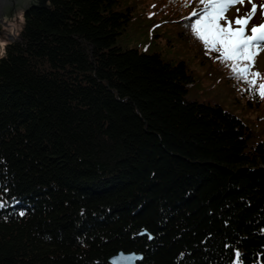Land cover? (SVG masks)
I'll return each mask as SVG.
<instances>
[{
	"label": "trees",
	"instance_id": "obj_1",
	"mask_svg": "<svg viewBox=\"0 0 264 264\" xmlns=\"http://www.w3.org/2000/svg\"><path fill=\"white\" fill-rule=\"evenodd\" d=\"M48 3L0 58V264H109L121 251L264 264V99L205 54L188 27L199 0H154L150 17L125 0ZM142 20L151 44L119 45ZM160 28L224 99L189 98V56L155 48Z\"/></svg>",
	"mask_w": 264,
	"mask_h": 264
},
{
	"label": "snow or ice",
	"instance_id": "obj_2",
	"mask_svg": "<svg viewBox=\"0 0 264 264\" xmlns=\"http://www.w3.org/2000/svg\"><path fill=\"white\" fill-rule=\"evenodd\" d=\"M182 2L187 7L191 0ZM244 3L245 0H199L201 11L192 13V16L197 18L188 27L204 45L206 55L217 53L218 61L229 68L234 79L247 84L250 92L264 99V83H257V80L264 79V76L260 72L251 71L257 55L264 51V25L252 27L251 35L248 34V25L256 13V5L253 3L251 13L243 18L239 15L235 21L227 18L230 8ZM8 206V202L0 195V209ZM19 215L24 213L20 212ZM239 255L237 252V258Z\"/></svg>",
	"mask_w": 264,
	"mask_h": 264
},
{
	"label": "rangeland",
	"instance_id": "obj_3",
	"mask_svg": "<svg viewBox=\"0 0 264 264\" xmlns=\"http://www.w3.org/2000/svg\"><path fill=\"white\" fill-rule=\"evenodd\" d=\"M126 6L131 8L134 12V14L139 13L140 8H146L147 17H150L153 13H157L158 11L151 10V4L154 3V0H143L144 5L143 7H140L139 3L136 2V0H125ZM255 3L256 5V13L250 20V27L256 26L259 23L264 21V0H252V2H249V0L243 4L242 6L239 5L238 7H232L227 12V18L230 21H235L237 19V16L239 15L241 18L245 17L246 14L251 13L252 11V5ZM238 10V11H237ZM146 15V14H145ZM158 16V15H157ZM146 17V16H145ZM146 25L147 22L144 20L141 21L140 24L131 25L129 30L126 34H124L121 39L119 40V45H121L124 48H139L142 49L144 44L149 43L151 44L150 38L146 34ZM149 26V25H148ZM165 26V25H164ZM24 27V10L20 11L18 13V16L15 20V22L11 25L9 28L7 37L5 42L0 48V58L4 56L5 48L6 46L15 41H19L21 39V31ZM235 27V25H234ZM161 29V28H160ZM166 28H162L160 31L159 38L155 39V48H159L164 54H167V57H173L174 49H178L182 52V54H187L189 57H184L186 61L191 63V69L196 76V79L198 80V83L196 84L195 93H192L189 98L191 99H206L210 97H216L219 101H221L224 95L223 90L219 87L215 90L211 91V93L208 95V93H205L209 87L215 82L214 77H209V68L206 63L199 62V59L195 57L188 49L187 47L179 42H176L174 39V42L168 43L165 38L162 37L164 35V31ZM170 37L177 38L175 34L168 33ZM174 45V46H172ZM186 47V48H185ZM175 58V57H174ZM261 59L264 60V51H261L256 59L255 66L253 67V70L257 72H262L264 75V63H261ZM215 66V65H214ZM264 82V79L261 80ZM261 82V83H262ZM222 84V83H221ZM205 93V94H204ZM228 103H230L229 100H225V106H228Z\"/></svg>",
	"mask_w": 264,
	"mask_h": 264
},
{
	"label": "water",
	"instance_id": "obj_4",
	"mask_svg": "<svg viewBox=\"0 0 264 264\" xmlns=\"http://www.w3.org/2000/svg\"><path fill=\"white\" fill-rule=\"evenodd\" d=\"M48 2L49 0H0V48L20 11L24 10L25 13L30 7L45 9L49 6ZM142 260L141 253L121 251L109 260V264H140Z\"/></svg>",
	"mask_w": 264,
	"mask_h": 264
},
{
	"label": "bare ground",
	"instance_id": "obj_5",
	"mask_svg": "<svg viewBox=\"0 0 264 264\" xmlns=\"http://www.w3.org/2000/svg\"><path fill=\"white\" fill-rule=\"evenodd\" d=\"M261 63H264V60L263 59H261Z\"/></svg>",
	"mask_w": 264,
	"mask_h": 264
}]
</instances>
